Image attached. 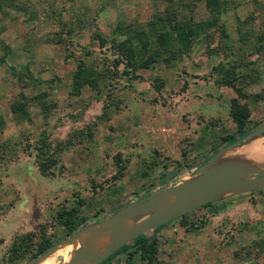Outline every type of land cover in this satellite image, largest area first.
<instances>
[{"label":"rangeland","instance_id":"374dc122","mask_svg":"<svg viewBox=\"0 0 264 264\" xmlns=\"http://www.w3.org/2000/svg\"><path fill=\"white\" fill-rule=\"evenodd\" d=\"M231 98L264 122V0H0V264H64L59 242L151 190L264 171L247 137L193 174ZM210 197L104 264H264V187Z\"/></svg>","mask_w":264,"mask_h":264},{"label":"water","instance_id":"95a60500","mask_svg":"<svg viewBox=\"0 0 264 264\" xmlns=\"http://www.w3.org/2000/svg\"><path fill=\"white\" fill-rule=\"evenodd\" d=\"M262 130H264V122L245 135L240 142L221 147L212 157L198 166L193 171V174H196L201 167L215 158L220 151L238 146L246 137L254 135ZM262 187H264V171L252 177L240 178L236 176L230 178L222 170H211L201 174L188 184H184L183 181L180 184L170 187L156 188L141 198L120 207L103 219L80 228L71 237L59 242L58 245L73 241H76L78 244V247L71 253L68 261L64 264H100V262L114 253L118 248L127 244L138 235L204 205L211 199L210 193L212 192L221 190L242 191L247 189H259ZM165 195H174V198L167 207L154 212L141 221L132 222L128 228L125 227L127 220L131 216L137 212L149 210L153 207L155 198ZM111 224H122L125 228L117 236L89 246L92 240L96 239L101 232L105 231ZM83 234L86 235V238L83 237ZM83 238H85V241H83ZM54 249H56V245L48 248L40 257L29 260L28 264H33L49 257Z\"/></svg>","mask_w":264,"mask_h":264},{"label":"bare ground","instance_id":"6f19581e","mask_svg":"<svg viewBox=\"0 0 264 264\" xmlns=\"http://www.w3.org/2000/svg\"><path fill=\"white\" fill-rule=\"evenodd\" d=\"M247 138V137H246ZM245 138V139H246ZM244 139V140H245ZM243 140V141H244ZM264 140V130L262 131H259L257 132L256 134L254 135H251L249 136V138L245 141L244 144H242V147L240 149H238V151L235 152V154H239L242 159H240V162L241 161H244L243 158L246 159L247 162L249 163H255L256 160V156H258L259 154H263L264 153V146H261V141ZM237 149V148H236ZM222 152V151H221ZM230 154V155H229ZM229 154H219L215 160H219V162L223 161L226 157H232L234 156L235 154L232 152V153H229ZM259 157V156H258ZM226 158V159H227ZM235 159V157H234ZM225 161V160H224ZM233 161V160H232ZM231 161V162H232ZM230 162V163H231ZM234 162V161H233ZM211 163V162H210ZM209 164V163H208ZM215 164V163H214ZM234 163H232L233 165ZM236 164H238V162H236ZM211 165V164H210ZM217 165V164H216ZM219 165V164H218ZM230 165V164H228ZM231 165V166H232ZM205 166V165H204ZM221 166V165H220ZM231 166H229L231 168ZM238 166H236V170L238 169ZM228 167V168H229ZM202 168V167H201ZM200 168V169H201ZM215 168V166H214ZM206 169V168H205ZM227 169V168H226ZM232 172V171H231ZM238 173V172H236ZM201 174H203V172L201 173H198L194 178L191 179V182L193 180H195L197 177H199ZM227 174V173H225ZM237 175V174H236ZM231 177H234V176H231ZM187 182V181H186ZM184 182V184H188L190 183V181L188 183ZM174 198V195H165V196H162V197H158V198H155L154 199V205L152 208H150L149 210L147 211H144V212H137L135 213L133 216H131L128 220H127V224H126V228L129 227V225L132 223V222H138V221H141L143 220L144 218L152 215L154 212L160 210V209H163L165 207H167L171 200ZM125 227H123L122 224H111L107 227V229L103 232H101V234L94 240H92V242L89 244V246H93L95 244H98V243H101L103 242L104 240H106L107 238H111V237H115L117 236ZM88 236V235H87ZM83 237L86 238V235L83 234ZM85 238H83V241H85ZM77 245V242L73 244L74 245ZM40 264V263H38Z\"/></svg>","mask_w":264,"mask_h":264},{"label":"trees","instance_id":"16d2710c","mask_svg":"<svg viewBox=\"0 0 264 264\" xmlns=\"http://www.w3.org/2000/svg\"><path fill=\"white\" fill-rule=\"evenodd\" d=\"M228 116L234 125V132L231 134L224 135L223 139H222L223 143H218L217 145L213 146L210 154L208 156L204 157L198 163V165L195 168H197L198 166L203 164L206 160H208L210 157H212L221 147L230 145L232 143L240 142L245 135H247L252 130H254L259 125L262 124V123H254V125H252L251 127L246 126V124L248 123V120H249V111H248L247 106L244 103H240L237 98H231L229 100ZM204 205H207V204L205 203ZM69 223H72V222H69ZM163 224H165V223H163ZM163 224H160V225L154 227L153 230L159 229ZM67 229L73 230V225L71 224L70 226H67ZM142 235L143 234L138 235L133 240H131V242H134L135 244L142 242V240H143ZM51 245H52V243L48 239H45L43 245L39 244V247L37 249L36 254L45 251V249L47 247H50ZM127 248H128V244L122 245L114 253H112L106 259H104L102 262H100V264H104L111 257H113L114 255H116L118 253L125 251Z\"/></svg>","mask_w":264,"mask_h":264},{"label":"flooded vegetation","instance_id":"af4514ba","mask_svg":"<svg viewBox=\"0 0 264 264\" xmlns=\"http://www.w3.org/2000/svg\"><path fill=\"white\" fill-rule=\"evenodd\" d=\"M166 223V222H165Z\"/></svg>","mask_w":264,"mask_h":264}]
</instances>
